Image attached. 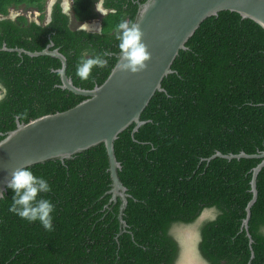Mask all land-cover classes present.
<instances>
[{
	"label": "trees",
	"instance_id": "trees-1",
	"mask_svg": "<svg viewBox=\"0 0 264 264\" xmlns=\"http://www.w3.org/2000/svg\"><path fill=\"white\" fill-rule=\"evenodd\" d=\"M95 1L72 0L70 14L56 0L50 21L41 23L24 14L12 17L10 9L35 5L44 11L46 0H0V46L41 51L53 42L51 49L67 58L74 84L92 89L117 61V25L133 22L145 0H103L100 31L73 27L72 18L83 23L97 17ZM186 46L174 60L175 72L162 81L165 91H157L142 112L145 122L134 134V125L127 127L114 142L119 176L131 195L126 230L119 234L120 200L109 204V162L101 143L71 159L30 166L51 185L42 195L56 205L52 231L10 212L13 193L7 189L0 201V264H176L174 228L197 222L206 209L214 216L198 226V251L207 264H264V167L248 223L253 258L242 228L252 170L262 158L207 161L217 151L264 150V28L223 10L206 18ZM105 50L113 53L108 63L81 79V54ZM61 65L50 55L0 50L1 133L16 128L17 119L28 122L86 98L61 87Z\"/></svg>",
	"mask_w": 264,
	"mask_h": 264
},
{
	"label": "water",
	"instance_id": "water-1",
	"mask_svg": "<svg viewBox=\"0 0 264 264\" xmlns=\"http://www.w3.org/2000/svg\"><path fill=\"white\" fill-rule=\"evenodd\" d=\"M54 3L55 0H51L48 6V21L51 19ZM223 10L238 12L243 18L252 19L264 28V0H145L140 3L133 22L139 25L143 32V41L151 52L147 68L138 73L123 70L120 66L122 58L119 52L108 77L92 89L74 84L67 74V58L59 48L51 49L53 42L41 51L9 48L6 44L0 46V50L17 51L19 54L26 53L30 56L50 55L60 59L62 65L56 71L60 73L61 87L86 97L75 106L63 111L45 114L28 122L17 119L16 128L6 133L0 132L3 135L0 140V191L4 194L7 192L6 179L16 168L30 167L51 160L64 161L73 158L77 153L104 143L111 179L110 189L107 191L111 194L109 204L120 200L119 234L123 233L127 226L123 218L124 210L131 195L119 176L122 165L117 159L114 142L119 133L131 125H134L132 134L138 131L140 125L145 122L141 119L142 112L157 91H165L162 86L164 77L175 72L172 65L180 50L187 48L189 38L206 18L217 15ZM79 28L100 31L101 21L95 28L87 27V22H83ZM215 157L262 158L252 170L250 181L252 197L247 203L246 216L242 223V228L246 229L249 237L251 258H253V238L248 223L251 207L257 200V176L264 167V150L255 154L244 151L238 154H224L217 151L208 157L207 161ZM3 197L4 195L0 196V201ZM208 212V209L203 211L195 226H199L200 222L209 215ZM189 229L191 228H185L182 232L183 240L182 237L179 239L184 253L179 264L185 262L187 264L184 259L186 253L184 245H190L191 254L194 252L199 255L197 247L200 241L199 231L193 237L190 234L193 228L190 232Z\"/></svg>",
	"mask_w": 264,
	"mask_h": 264
},
{
	"label": "clouds",
	"instance_id": "clouds-1",
	"mask_svg": "<svg viewBox=\"0 0 264 264\" xmlns=\"http://www.w3.org/2000/svg\"><path fill=\"white\" fill-rule=\"evenodd\" d=\"M115 39L118 41L122 58L120 66L123 70L138 73L147 68L151 52L143 41V32L139 25L122 19L117 25ZM112 54L109 50L93 56L83 52L76 67V74L87 80L93 68L104 67L108 63L107 57ZM5 186L13 193L9 205L10 212L29 223L38 221L45 230L54 229L56 205L42 195L52 190L45 177L36 175L31 167H19L10 173ZM3 195L4 192L0 191V196Z\"/></svg>",
	"mask_w": 264,
	"mask_h": 264
},
{
	"label": "rangeland",
	"instance_id": "rangeland-1",
	"mask_svg": "<svg viewBox=\"0 0 264 264\" xmlns=\"http://www.w3.org/2000/svg\"><path fill=\"white\" fill-rule=\"evenodd\" d=\"M50 2H51V0H46L44 11H39L35 5H21L19 7L11 8L10 9V15L14 16V15H19V14H24L29 19H35L38 22L46 23L48 21V6H49ZM65 4H67L66 9L71 14L72 0H65ZM93 9L98 14L97 17H95L89 21H85V23L87 22V27H90V28H95L97 26V23L100 21V17L104 14V11L101 8V0L95 1V3L93 4ZM41 15H44V17L41 18ZM94 22L96 23V25L93 26ZM71 24L73 27H81L83 25V23H78L73 18L71 19ZM208 214L209 215H207L205 217V219L213 217L214 216V210L213 209L209 210ZM189 227L191 229L193 228V231L190 234L194 237L196 232L198 233V225L195 226V223L189 224V225H178L174 228V230L177 229V230H181L183 232V230L185 228L188 229ZM191 229H189L188 231L190 232ZM195 260H197L196 263H203L204 262L203 258L198 257V256ZM185 264H186V262H185ZM187 264H189V263L187 262Z\"/></svg>",
	"mask_w": 264,
	"mask_h": 264
},
{
	"label": "flooded vegetation",
	"instance_id": "flooded-vegetation-1",
	"mask_svg": "<svg viewBox=\"0 0 264 264\" xmlns=\"http://www.w3.org/2000/svg\"><path fill=\"white\" fill-rule=\"evenodd\" d=\"M55 2H56V0H55ZM102 3H103V0H101V8H102V10L103 11H106L105 9H103V6H102ZM62 4H63V8H64V10H65V8L67 7V4H65V0H62ZM67 12L69 13V11L67 10ZM104 14H105V12H104ZM100 21H101V19H100ZM95 23V22H94ZM93 23V24H94ZM96 24V23H95ZM173 232H175L174 234L176 235V237H177V239H178V241H179V239H180V237H182V240H183V234H182V231L181 230H178V231H173ZM184 232V231H183ZM180 243V242H179ZM187 244H188V241H187ZM185 247H186V253H185V255H184V259L188 262V263H190V264H207V262L203 259V263H196V261L197 260H195L196 258H197V256L198 257H201V255L199 256L198 255V253H194V252H192V254L190 253V245H188V246H186V245H184ZM197 247H198V245H197ZM199 252V251H198ZM194 253V254H193ZM183 247H182V245H180V256H179V259L177 260V262H176V264H179L180 263V260H181V258H182V256H183ZM196 257V258H195ZM202 258V257H201Z\"/></svg>",
	"mask_w": 264,
	"mask_h": 264
},
{
	"label": "bare ground",
	"instance_id": "bare-ground-1",
	"mask_svg": "<svg viewBox=\"0 0 264 264\" xmlns=\"http://www.w3.org/2000/svg\"><path fill=\"white\" fill-rule=\"evenodd\" d=\"M96 25L95 23L93 24V26Z\"/></svg>",
	"mask_w": 264,
	"mask_h": 264
}]
</instances>
